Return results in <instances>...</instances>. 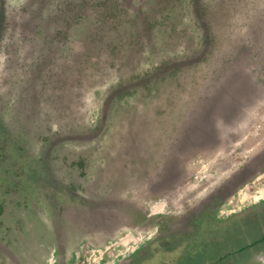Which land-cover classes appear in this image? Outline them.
Masks as SVG:
<instances>
[{"label":"rangeland","instance_id":"rangeland-1","mask_svg":"<svg viewBox=\"0 0 264 264\" xmlns=\"http://www.w3.org/2000/svg\"><path fill=\"white\" fill-rule=\"evenodd\" d=\"M262 199L264 0H0V264H264Z\"/></svg>","mask_w":264,"mask_h":264},{"label":"flooded vegetation","instance_id":"flooded-vegetation-1","mask_svg":"<svg viewBox=\"0 0 264 264\" xmlns=\"http://www.w3.org/2000/svg\"><path fill=\"white\" fill-rule=\"evenodd\" d=\"M214 203H211L210 205H207L206 207H205V210L202 212V214L201 215H204L205 213L207 214V213H209L211 216V220H215V216H214V212L216 211V209H215V204L213 205ZM200 220H202V217L200 218ZM217 220H215V222H216ZM202 226V225H201ZM192 227H193V232L195 233L196 232V229H198L199 228V224H192ZM175 237V236H174ZM188 238H189V240H187V241H185L184 243H181V245L180 246H178V247H176L175 248V250L173 251L174 253H176V254H178L179 253V251L181 250V249H185V248H187V251L185 252V257H184V259H180L179 260V263H185V262H188L189 264H191L190 263V256H191V254H192V250H193V253L195 252L196 254H201V252H200V250L202 249V244H204V242L203 241H194V240H191V237H190V235H188L187 236ZM161 241L162 240H160V238L159 239H157V240H155L154 242H153V244H152V248H153V253H154V261H156L157 262V264H164V263H162V259H161V257H160V255L162 254V252H161V250L162 249H164V247H161ZM173 241V240H172ZM171 240H166V244H169V246H171V243H177V242H175V241H173L172 242ZM217 244H220V243H217ZM192 245H196V247H193ZM154 250H157L156 251V254H158V255H156L155 256V251ZM179 259V258H178ZM160 260H161V263H160ZM205 261H207V260H205ZM212 262H213V260H212ZM166 263H168V262H166ZM203 263H206V262H204L203 260H202V262L201 263H199V264H203ZM169 264V263H168Z\"/></svg>","mask_w":264,"mask_h":264},{"label":"trees","instance_id":"trees-1","mask_svg":"<svg viewBox=\"0 0 264 264\" xmlns=\"http://www.w3.org/2000/svg\"><path fill=\"white\" fill-rule=\"evenodd\" d=\"M262 206H264V204L263 205H259V206H257L256 208H253L251 211H253V210H256V209H259V208H261ZM247 213V212H246ZM245 214V213H244ZM244 214H239V215H236V216H234L229 222H227V226L228 225H230L231 224V222L233 223V220L234 219H237V218H239V217H241L242 215H244ZM216 224L218 225V223L216 222ZM260 239H262V240H264V232H259V234L257 235ZM148 260H153V262H154V253H153V248L151 247V256L150 257H148ZM168 264V263H167Z\"/></svg>","mask_w":264,"mask_h":264},{"label":"crops","instance_id":"crops-1","mask_svg":"<svg viewBox=\"0 0 264 264\" xmlns=\"http://www.w3.org/2000/svg\"><path fill=\"white\" fill-rule=\"evenodd\" d=\"M256 200H259V196L257 197V199ZM261 200V199H260ZM262 201H264V199H262ZM258 202V201H257ZM261 202V201H260Z\"/></svg>","mask_w":264,"mask_h":264}]
</instances>
